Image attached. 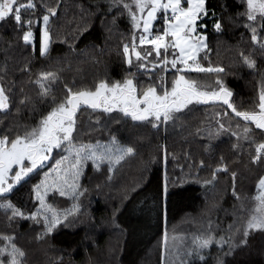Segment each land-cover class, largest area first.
<instances>
[{"label":"trees","instance_id":"trees-1","mask_svg":"<svg viewBox=\"0 0 264 264\" xmlns=\"http://www.w3.org/2000/svg\"><path fill=\"white\" fill-rule=\"evenodd\" d=\"M35 3L34 19L43 15L42 5H61L58 16L50 22L53 35L46 55L40 54L42 22L34 24V42L26 45L13 19L0 21V82L11 100L8 111H0V135L31 131L51 110L52 98L57 101L63 98L65 86L94 90L100 80L122 81L126 77L134 78L139 89L160 83L159 75L162 78L164 72L159 67L151 73L142 72L135 66L134 56L131 68L125 63L123 45L132 41L134 29L122 5L114 4L113 0H35ZM207 7L209 16L204 23L208 48L200 54V63L205 67L209 64L223 67L225 72L219 79L233 92L231 99L238 109L258 111V97L264 91V50L253 44L250 30L244 27L249 23L243 15L246 0H207ZM29 15L32 13H22L25 20ZM217 19L222 23L219 33L213 28ZM163 25V13H160L154 22V32ZM258 31L264 36V30L258 28ZM135 35L138 37L140 32ZM136 43L138 50H145L146 46H139L138 39ZM241 53L252 54L255 68L244 64ZM149 60H155L154 53ZM45 71L56 73L58 78L51 84L48 97L42 100L35 81ZM175 75L171 70L164 77L169 88ZM186 76L197 80L203 89L218 88L215 74L193 72ZM25 96L30 100L21 105L19 102ZM225 111L229 115L223 120L226 127L231 123V131L209 139V130L214 131L218 127L216 121L221 119L217 114ZM111 116L115 119L102 111L82 108L77 113V143L94 145L99 141L104 145L111 136H116L122 144L134 147L135 153L125 157L112 172L106 163L97 171L91 161L87 162L80 180L87 191L79 199L80 212L69 217L73 223L45 234L42 218L40 223L19 217L10 220L11 211L0 208V235L15 237L17 247L26 253L23 264H138L169 226V231L177 228L180 232L214 233L225 228L230 232L233 229L229 230V225L238 217L240 222L244 221L249 214L257 194L256 185L264 175V162H252L256 144L243 139V129L248 127L251 140L264 142V134L253 123L234 117L219 102L190 105L177 113L174 120L166 124L156 122L158 128L148 122L124 118L118 112ZM232 131L240 139L232 136ZM66 153L56 151L53 159ZM67 156L65 167L72 159ZM222 164L228 171L218 172L212 183L205 184ZM52 166L53 161H49L39 174L33 173L26 183L0 197V203L11 201L25 215L34 212L38 204L34 202L32 187ZM233 172L240 199L233 195ZM165 175L166 197L162 194ZM212 192L215 195L210 200ZM116 194L119 201L112 204V213L104 203ZM49 203L63 210L71 208L75 201L50 193ZM185 223L190 224L185 227ZM242 232L236 233L231 253L228 245L221 248L215 242L203 250H194L193 245L191 255L187 258L183 255L180 261L170 264L219 261L220 264H264V230H249L246 244L241 243Z\"/></svg>","mask_w":264,"mask_h":264},{"label":"snow or ice","instance_id":"snow-or-ice-1","mask_svg":"<svg viewBox=\"0 0 264 264\" xmlns=\"http://www.w3.org/2000/svg\"><path fill=\"white\" fill-rule=\"evenodd\" d=\"M114 4H120L128 11L133 23L134 34L132 41L123 45L125 63L131 68L133 66V55L136 60V67L142 72H154L156 68L167 72L169 65L175 70V78L172 81L171 89L166 87L162 77L158 85H148L146 88L139 89L134 78H124L122 81L109 82L100 80L93 89L73 90L66 87L63 98L59 101L55 97L51 100V110L42 116L39 124L31 131L23 134L5 132L0 135V197L8 194L22 183L31 179L32 174H39L47 162L52 159V154L63 149L72 157L70 164L65 167L64 162L69 156H61L55 164L44 173L40 182L32 187L34 202L38 204L34 212L28 215L17 208L11 201L0 203V208L11 211L9 219L19 217L21 219H31L37 223L43 222L45 234H52L57 228L68 226L73 223L69 219L80 212L81 205L79 199L87 191L82 188L80 183L84 175V168L88 161L92 162L93 167L99 171L101 164L108 165V171L112 172L116 165H119L125 157L133 155L135 149L132 146L122 144L116 136H111L107 144L101 145L97 141L94 145L78 144L75 133H77V113L82 108L93 111L101 110L109 114L118 112L124 118L132 121L148 122L154 128L159 127V123H167L176 118V114L187 109L193 104H209L219 102L226 106L230 113L243 121L251 122L256 129H260L264 134V91L259 95V111L239 110L232 101L233 92L228 89L220 74L225 72L221 66H203L199 60L202 50L208 48L207 24L205 18L209 16L207 0H132V3H125L124 0H113ZM135 6V11L133 10ZM60 4L55 6L42 5L44 13L41 17L34 19L37 9L35 0H0V21L13 19L17 28L22 31L24 44L29 45L34 42V24L42 22L43 28L40 34V54L46 55L52 42V30L50 22L53 17H57ZM32 13L25 20L22 13ZM163 13L164 25L161 30L155 31L154 22ZM214 16L215 13L213 12ZM247 17L244 25L251 32V41L264 50V36L260 30H264V0H246V10L243 13ZM213 28L216 32L222 31V23L215 20ZM27 29V30H25ZM139 31L137 37L135 32ZM139 46L145 47L144 51L138 50ZM155 54V60H149ZM171 54L172 59L169 60ZM244 64L249 68H255L256 62L252 59V54L244 55L241 53ZM149 65H151L149 67ZM205 73L215 74L218 79L216 85L218 90H204L197 80L189 78L186 73ZM57 75L51 71L41 72L35 81L39 87L38 95L43 100L48 97L51 84L57 80ZM151 78V77H150ZM158 89L162 91L158 92ZM30 98L25 96L20 100L24 105ZM11 104L10 93L0 82V111L7 112ZM221 119L216 121L218 127L209 130L208 137L218 138L223 132L231 131V123L225 126L223 117L229 112L218 113ZM155 121V122H154ZM119 123V120H117ZM239 126V125H238ZM231 135L240 139L237 132L232 131ZM251 129L244 127L243 139L256 144L255 155L252 157L253 163L264 162V142L257 143L250 139ZM210 147V145H209ZM166 152V149H165ZM27 162V163H26ZM204 162H200V167ZM227 172L226 165L218 167L213 171L212 180L205 181V184L212 183L216 179L218 172ZM55 173L56 178H49ZM111 177H109L110 179ZM236 173H232L233 195L240 199L235 189ZM99 189V186H97ZM258 195L255 197L258 202L256 209L247 219L243 226L241 243H247L249 230H264V176L258 181ZM50 193H58L60 197H66L75 201L71 208L58 209L49 203ZM163 196L168 195V178L164 177ZM240 223V218L234 224L229 225V230L235 228ZM240 231L239 228H235ZM0 264H23L26 253L15 243L12 235H0ZM217 243L223 248L229 247L232 251V237H220L216 241L211 235L197 236L193 239L194 250H203L213 243ZM192 253H188L191 255ZM202 260L203 256L200 257Z\"/></svg>","mask_w":264,"mask_h":264},{"label":"rangeland","instance_id":"rangeland-1","mask_svg":"<svg viewBox=\"0 0 264 264\" xmlns=\"http://www.w3.org/2000/svg\"><path fill=\"white\" fill-rule=\"evenodd\" d=\"M42 28H43V25H42ZM203 51L204 50H202L200 52V54ZM200 54H199V56H200ZM171 59H172V57L169 56V60H171ZM171 70H173V69H171V66L169 65V68H168L167 72H170ZM173 71H175V70H173ZM167 72H164L163 78L165 77ZM160 79H161V77L159 75V80ZM164 80H165L166 87L170 90L171 87L169 88L167 86V80L165 78H164ZM171 84H172V82H171ZM159 90H158V92H159ZM204 90H208V89H204ZM212 90H218V88L216 87V88H214ZM258 99H259V97H258ZM98 111H101V110H98ZM258 111H259V108H258ZM59 150H62L63 152H65L63 149H58L56 151H59ZM54 153L52 154V159L50 160V161H53V165L55 164L56 160H59L61 158V155H59L60 157L53 159ZM68 154L69 153H66L65 155L67 156ZM53 176H56L55 173L53 174ZM257 186H258V183H257L256 187ZM214 195H215V193H213V192L209 195L210 200L213 199ZM257 195H258V188H257L256 196ZM118 198H119V195H117V194L113 195L111 197V199L110 198L107 199L106 202L104 203L107 207H109V210L111 212H112V209H111L112 207L111 206H112V204L114 202H118L119 201ZM257 204H258V202L256 201V199H254V205L252 206L249 214L247 215L245 220L240 222L239 226H237V228H239L241 231H243V226L246 224L247 219L250 218V215L256 209ZM104 222L108 223V221H104ZM188 224H190V223H185L184 224L185 227ZM193 224H195V222H193ZM168 228H167V230L165 229L164 232L148 248L146 253L139 260L138 264H170L171 262L172 263H176V262H178V260L180 261V259H181V257L183 255H185L184 258H187L189 256L188 253H191V247L194 245L193 244L194 237L211 235L212 237H214V239H216V241H219L220 237H222V236L223 237L231 236L232 237V242L233 241L235 242V235L238 232V231L235 230V228L233 229V231H230V232L226 231L225 228H224L222 231H215L214 233H206L205 230H201V231H198V232H193V231L189 232V231H185L184 230V231L180 232V231L177 230V228H173V229L171 228V230L169 231ZM206 249H208V248H206ZM220 263H221V261H219L217 264H220Z\"/></svg>","mask_w":264,"mask_h":264}]
</instances>
